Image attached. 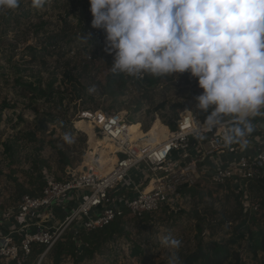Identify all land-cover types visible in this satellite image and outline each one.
<instances>
[{"label": "rangeland", "instance_id": "374dc122", "mask_svg": "<svg viewBox=\"0 0 264 264\" xmlns=\"http://www.w3.org/2000/svg\"><path fill=\"white\" fill-rule=\"evenodd\" d=\"M20 1L23 10L16 8L0 14L1 234L12 222V214L25 195L22 192L32 188L30 177L36 180V173L40 172L43 178L58 179L67 168L80 170L90 164L86 154L92 127L77 120L82 108L122 111L127 113L130 122H134L135 129L143 132L155 124L160 126V122L167 126L165 122H173L182 109L193 112L202 120L208 114L194 108V97L202 89L198 87L196 78L187 72L167 75L153 85L142 81L143 76L123 74V84L117 81L108 88L107 76L113 54L105 51L102 29H94L90 23L85 32L79 28V5L75 0H51L39 9L32 8L30 0ZM65 34L73 39L71 43L64 39L67 38ZM85 59L90 60L91 65L84 74L80 62ZM72 74H75V81L69 79ZM28 83L59 94L54 93L46 99L35 97L33 91L25 88ZM74 83L77 99L72 94ZM93 85L96 91L89 93L87 89ZM59 96L62 97L60 102ZM176 104L183 107H175ZM65 133L71 135L72 144L63 141ZM64 160L68 164L64 165ZM92 165L99 170V162ZM258 185L257 181L250 182L246 196H236L237 191L228 185L197 184L191 189L184 188L179 208L162 207L152 216L130 218L132 232L118 236L123 241L126 238L134 250L137 249L133 253L138 264H167L168 250L160 244L164 235L181 241L177 254L182 259L199 243L229 238L236 225L251 212L262 226L264 207L260 203L264 198V188ZM253 203H258L257 209ZM252 229L256 230L254 224ZM121 243L118 245L119 255L123 254L121 246L124 245ZM232 247L238 249L243 264H264V251L259 250L254 255L246 238ZM35 259L36 256L30 259V263L34 264ZM124 259L122 257V261ZM1 264L11 263L3 261ZM43 264H52L49 255ZM60 264L77 263L66 258Z\"/></svg>", "mask_w": 264, "mask_h": 264}, {"label": "built area", "instance_id": "2783aa9c", "mask_svg": "<svg viewBox=\"0 0 264 264\" xmlns=\"http://www.w3.org/2000/svg\"><path fill=\"white\" fill-rule=\"evenodd\" d=\"M259 118L263 129L248 136L247 146L242 147L224 143V126L198 129L194 120L198 124L204 120L191 111L180 113L175 127L166 126L165 139L157 142L149 135L134 137L128 130L134 122L127 113L82 108L77 119L90 123L96 136L108 138L115 146L111 169L102 173L86 165L80 170L67 168L58 179L44 177L39 194L23 195L12 214L14 220L0 233V264H31L33 244L43 246L34 264H43L67 231H72L78 252L88 246L80 240L81 232L102 229L115 220L121 221L119 235L127 236L132 232L130 218L152 216L162 207L179 208L183 189L197 184L228 185L246 196L249 183L264 175V117ZM252 205L257 209L258 203ZM121 236L114 234L85 263L138 264L134 247ZM120 243L122 255L117 253Z\"/></svg>", "mask_w": 264, "mask_h": 264}, {"label": "clouds", "instance_id": "9594fccd", "mask_svg": "<svg viewBox=\"0 0 264 264\" xmlns=\"http://www.w3.org/2000/svg\"><path fill=\"white\" fill-rule=\"evenodd\" d=\"M49 3L30 0L36 9ZM19 4L0 0V14ZM89 5L91 27L103 30L105 51L113 54L111 73L138 78L189 73L202 89L194 108L208 113L203 123L194 120L197 128L224 126L226 145L247 146L253 121L264 117V0H89ZM63 141L73 143L68 133ZM160 244L168 250L167 264H181L179 239L164 235Z\"/></svg>", "mask_w": 264, "mask_h": 264}, {"label": "trees", "instance_id": "16d2710c", "mask_svg": "<svg viewBox=\"0 0 264 264\" xmlns=\"http://www.w3.org/2000/svg\"><path fill=\"white\" fill-rule=\"evenodd\" d=\"M75 3L79 5V15L77 24L80 29H82L85 32L86 27H89V23L91 22L92 16L90 15V5L89 0H75ZM19 9L23 10L22 4L20 1ZM28 11V9L26 10ZM91 24V23H90ZM57 37V35H55ZM64 38L67 42L73 41L72 38L68 37L67 34H65ZM81 71L85 74L91 65L90 60H82L80 62ZM68 75V73H67ZM163 77H154L149 74L143 75L142 81L148 83L149 85H153L154 83L159 82ZM124 75L121 74H113L109 72L107 76V87L111 88L114 83L119 81L121 84L125 82L123 79ZM70 81H75V74L70 75L69 77ZM18 81V78H17ZM75 83L73 84V93L74 98H79L78 95H75L76 89H75ZM25 88L31 90L34 92L35 97L38 98H49L51 95L59 94L58 91L54 92L50 88V90H42L40 88L32 87L31 83L25 84ZM62 100V97L59 96V102ZM5 105V104H4ZM164 104H161L160 107H163ZM175 107H183L181 104H176ZM93 109V108H90ZM184 109H182L181 113H183ZM177 116V115H176ZM177 117H175L172 121H167L165 124L170 128L173 129L175 127L174 120ZM255 129L253 133H251L249 136L256 135L258 133V129L261 128V119L257 117L254 121ZM237 145H241L239 143H236ZM9 147H7L8 149ZM63 164H68L67 160L63 161ZM37 169V168H36ZM36 180H34L32 177H30V185H33L31 189L24 190L22 193L35 196L39 194L43 184H44V178L43 175H41L40 172L36 173ZM258 187L264 188V175L257 180ZM264 191V189H263ZM24 195V194H23ZM237 194L236 196H238ZM22 196V195H21ZM264 198H262L260 206L264 207ZM147 216V215H146ZM13 219V218H12ZM251 221V223H249ZM256 226V230L252 229V225ZM201 230V228L199 227ZM122 233V227H121V221L115 220L109 225L103 227L102 229H98L96 231L92 232H81L80 233V240L82 242H86L88 244L87 247H82L80 251L77 252V246L76 242L73 238L72 231H67L64 238L57 242L49 251L48 255L52 261V264H60L63 260L66 258H71L75 263L83 264L86 260L93 257L96 253H98L101 248H104V244L109 240L114 234H121ZM246 238L247 243L250 246V249L254 255L260 250L264 251V224L262 226L259 225V220L255 217L254 213L251 212L249 216H245L244 219H242L235 227L234 233L229 236L224 241H211L206 244H198V246L193 250L192 252L188 253L187 255H184L182 259H180L181 264H243L241 260L240 253L238 249L232 247V245H238V243ZM43 249L42 245L39 244H33L32 250L30 254V259H33L35 256H37L41 250ZM136 250H133L135 253ZM70 256V257H68Z\"/></svg>", "mask_w": 264, "mask_h": 264}, {"label": "bare ground", "instance_id": "6f19581e", "mask_svg": "<svg viewBox=\"0 0 264 264\" xmlns=\"http://www.w3.org/2000/svg\"><path fill=\"white\" fill-rule=\"evenodd\" d=\"M77 120L86 122L85 120H82V119H77ZM160 126L163 127L164 129L163 128L160 129L159 128ZM160 126H157L156 124L153 126V128L152 126H150V128L147 131H145L146 133H144L140 129H139L140 131L136 130L132 123L128 127V130L130 133L134 134V137H137V136L143 137V136L149 135L150 137L154 138V141L159 142L165 139L166 132H167V127L161 122H160ZM90 131L91 132L88 135L89 151L86 154V160L90 162V164H88L89 166H93L92 165L93 162H99L100 163L99 170L102 173H106L111 169L112 164L116 158L115 155L113 154L115 150V146L112 142L109 141L108 138H101V137L98 138L94 133L93 127L90 128ZM103 165H105V167Z\"/></svg>", "mask_w": 264, "mask_h": 264}, {"label": "crops", "instance_id": "0c3cea01", "mask_svg": "<svg viewBox=\"0 0 264 264\" xmlns=\"http://www.w3.org/2000/svg\"><path fill=\"white\" fill-rule=\"evenodd\" d=\"M261 129H263V127H261Z\"/></svg>", "mask_w": 264, "mask_h": 264}]
</instances>
